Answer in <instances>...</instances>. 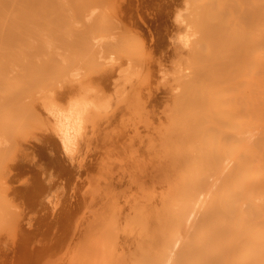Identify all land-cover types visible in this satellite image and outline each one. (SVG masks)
I'll use <instances>...</instances> for the list:
<instances>
[{
    "label": "bare ground",
    "instance_id": "6f19581e",
    "mask_svg": "<svg viewBox=\"0 0 264 264\" xmlns=\"http://www.w3.org/2000/svg\"><path fill=\"white\" fill-rule=\"evenodd\" d=\"M136 1L112 23L117 0H0V264H42L44 231L48 264H264V0ZM179 11L167 66L123 33L152 35ZM129 62L142 77L88 116L75 154L65 121L66 158L44 110L78 92L75 69L101 103Z\"/></svg>",
    "mask_w": 264,
    "mask_h": 264
},
{
    "label": "clouds",
    "instance_id": "9594fccd",
    "mask_svg": "<svg viewBox=\"0 0 264 264\" xmlns=\"http://www.w3.org/2000/svg\"><path fill=\"white\" fill-rule=\"evenodd\" d=\"M179 17L174 19V23H179ZM194 36H188L186 34H179L178 41L182 45L183 48L187 49L191 45V41L194 39ZM172 43V37H169V44ZM126 75V79L121 80V75ZM143 68L142 67H133L132 63L129 62L127 65V72L122 73V70L119 69L117 73V78L113 80V91L112 93H106L107 99L103 100L101 103H97L94 97L97 94V88L95 86L87 89V91L83 94L79 92V81L82 79V70L75 69L70 73V79L76 81L77 83L73 85L67 86H77L78 92L69 97L66 104L59 103L56 99H54V103L51 104L47 109H45V113L53 122L55 128L51 132L60 142L62 150L66 153L67 158V148L65 141L61 139L63 134V128L65 121L69 118L74 122V130L72 133L73 139L71 141L72 153L75 154L80 147V143L83 140L86 134V126H87V118L90 114L96 113L98 115L108 116L110 115L117 107L121 105L124 99L129 94L131 88L135 85V83L142 77ZM159 86L160 88H164L167 81L172 76V73L159 71ZM119 85V87H117ZM66 86V85H65ZM62 88L60 91H62ZM9 146V141L4 137H0V148H6ZM49 155H54V153L50 152ZM69 163L72 165L71 161ZM42 179H44L45 184L47 186L54 185L57 181V177L53 174V172L48 171L47 173L42 172ZM66 182L63 181L64 192L67 194V189L65 187ZM45 202H47V196L43 198Z\"/></svg>",
    "mask_w": 264,
    "mask_h": 264
},
{
    "label": "rangeland",
    "instance_id": "374dc122",
    "mask_svg": "<svg viewBox=\"0 0 264 264\" xmlns=\"http://www.w3.org/2000/svg\"><path fill=\"white\" fill-rule=\"evenodd\" d=\"M171 1L172 0H154V1H151V2L147 3V7H148L147 10H148V12H150L152 10H155L156 8H158L161 5L162 7H165L166 6L169 9L168 11L169 12H172V8L171 7L173 6V9L174 10H175L176 7L174 6L173 3H171ZM252 1H254V0H252ZM121 2H124V0H117V2H115L114 4H111L110 7H109V9H108L107 18L108 19H111V22L112 23H114L116 21V18L119 17V7H118V4L121 3ZM175 2L177 3L176 0H175ZM254 3H257V1H255ZM134 4L136 6H138V7L140 6V8H142L144 6V3H143L142 0H138V1L134 2ZM182 13H183V11H179L176 14H171V17L169 18L170 20L168 19L167 22L165 23V25H161L157 30H155L154 33H152V35H148V34L141 35V36L136 35L133 32L132 28H129V27H126V29H124L123 33L126 35V37H133L135 39L142 40L144 42L146 48L147 47H154L157 50L156 52H157L158 59L162 62L163 65L167 66V65H169V62H170V60L172 58V55H171L170 52H165L164 47H165L166 43L169 41V37L170 36L171 37L177 36V33L178 32L175 30L176 24L174 23V19H175V16L177 14H182ZM136 15L137 14H134L133 17H132V21H133L134 24H137V22L139 23V21H140L139 19L141 18V14L140 15H137V16ZM140 24L141 23H139L138 25H140ZM138 25H136V26L138 27ZM158 46H160V47H158ZM23 178L24 177H22V179ZM68 192L71 193L73 191H68ZM47 233L49 234L48 231L47 232L44 231V232H40V234H39V239H42V240L43 239H46L45 242H44L45 245L44 246L41 245L44 249L42 247H39L40 248L39 250H40V253H41L39 255H42L40 257L39 263H41L42 260H43V263L44 264L45 263L48 264L47 262L44 261V259H47V254L49 252L48 249L46 251V247L47 246H50L49 244H51L50 237L48 236ZM47 241H48V243H47ZM41 248L43 250H45V251L44 252H41V251H43ZM57 255H59V254H57Z\"/></svg>",
    "mask_w": 264,
    "mask_h": 264
}]
</instances>
